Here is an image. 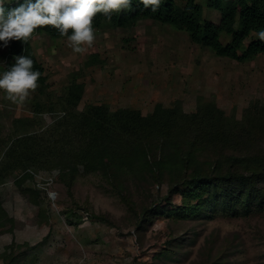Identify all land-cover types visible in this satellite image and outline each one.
<instances>
[{
	"label": "rangeland",
	"instance_id": "obj_1",
	"mask_svg": "<svg viewBox=\"0 0 264 264\" xmlns=\"http://www.w3.org/2000/svg\"><path fill=\"white\" fill-rule=\"evenodd\" d=\"M197 2L204 6V0ZM210 19L217 20L213 14ZM95 35L82 53L73 51L68 38L31 39L49 91L58 96L70 76L84 85L78 110L104 104L146 114L158 103L170 107L179 102L184 113H192L199 100L238 119L245 109L264 110V55L243 64L220 58L191 43L183 31L149 20L130 29L103 28ZM91 54L103 63L86 66ZM32 97L30 92L23 103H14L0 90L3 133L15 118L34 116ZM56 115L44 114V126ZM56 174L41 170L34 181L0 184V207L16 222L12 231L0 232V255L11 243L30 246L16 264H264V172L255 180L263 198L247 210L243 202H229L219 186H209L203 199L218 191V201L228 204L212 218L175 220L154 214L145 223V210L155 203L165 206L164 196L181 204L182 194H169L167 181L158 186L149 178L138 187L128 181L125 202L99 176L80 172L68 190ZM29 187L39 193L28 195ZM43 209L47 221L40 217Z\"/></svg>",
	"mask_w": 264,
	"mask_h": 264
},
{
	"label": "trees",
	"instance_id": "obj_2",
	"mask_svg": "<svg viewBox=\"0 0 264 264\" xmlns=\"http://www.w3.org/2000/svg\"><path fill=\"white\" fill-rule=\"evenodd\" d=\"M130 2V10L113 13L111 20L97 14L94 31L130 29L149 20L183 31L191 43L220 58L243 64L264 55V40L258 36L264 31V0H204V6L197 0H161L155 13L140 0ZM22 3L24 0H6L4 7L11 10ZM210 14L217 20H211ZM33 36L67 39L52 26L38 28ZM32 37L27 44L10 40L7 47L0 41L2 75L21 55L31 58L34 70L42 73L32 92L34 116L15 118L8 133L0 128V184L13 179L22 185L34 181L41 170L56 171V179L70 190L82 172L99 176L125 202L126 183L143 186L149 178L158 186L167 181L171 195L182 194L179 205L164 196L165 206L155 203L145 210L142 223L154 214L175 220L212 218L228 204L218 201V191L209 200L203 199L209 186H219L231 203L243 202V210L263 198L255 180L264 172V110L256 114L254 108L245 109L238 119L214 103L200 100L192 113H184L179 102L170 107L158 103L146 114L130 108L111 110L104 104L78 110L84 85L70 76L58 96L49 91ZM98 63H103L98 54H91L86 66ZM55 113L53 121L44 126L42 116ZM229 166L234 170H223ZM25 190L28 195L39 193L30 187ZM31 200L38 205L35 198ZM40 217L47 221L46 210H40ZM15 224L0 207V232L12 231ZM29 248L11 243L0 260L16 264Z\"/></svg>",
	"mask_w": 264,
	"mask_h": 264
},
{
	"label": "clouds",
	"instance_id": "obj_3",
	"mask_svg": "<svg viewBox=\"0 0 264 264\" xmlns=\"http://www.w3.org/2000/svg\"><path fill=\"white\" fill-rule=\"evenodd\" d=\"M6 0H0V41L7 47L10 40L25 44L33 33L45 26L57 29L67 36L76 53L85 51L83 45L91 47L96 39L93 21L97 14L111 20L113 13L130 10V0H24L18 7L6 10ZM145 8L152 6L155 13L161 0H140ZM71 30V35H69ZM258 36L264 40V31ZM15 64L0 76V90H4L11 101L23 103L38 88L42 73L34 70V61L28 56L15 57Z\"/></svg>",
	"mask_w": 264,
	"mask_h": 264
}]
</instances>
